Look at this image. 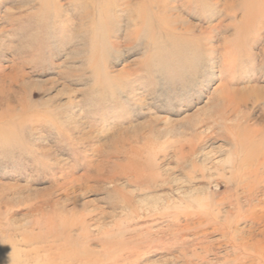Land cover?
Returning <instances> with one entry per match:
<instances>
[{
    "label": "rangeland",
    "instance_id": "rangeland-1",
    "mask_svg": "<svg viewBox=\"0 0 264 264\" xmlns=\"http://www.w3.org/2000/svg\"><path fill=\"white\" fill-rule=\"evenodd\" d=\"M246 3L0 0V264H264Z\"/></svg>",
    "mask_w": 264,
    "mask_h": 264
},
{
    "label": "bare ground",
    "instance_id": "bare-ground-1",
    "mask_svg": "<svg viewBox=\"0 0 264 264\" xmlns=\"http://www.w3.org/2000/svg\"><path fill=\"white\" fill-rule=\"evenodd\" d=\"M249 2H252L253 3V5H254V7H255V9H256V11H257V13H264V0H249ZM244 3H245V0H244ZM247 4V3H246ZM250 4V3H249ZM249 4H247V5H249ZM251 5V4H250ZM249 5V6H250ZM251 7H253L252 5H251ZM253 7V8H254ZM252 10V9H251ZM254 10V9H253ZM253 12V11H252ZM254 12H255V10H254ZM245 14V13H244ZM167 18H169L168 16H167ZM173 18V17H172ZM174 21L176 20V19H173ZM177 23V22H176ZM253 90H256L255 88H252V91ZM244 100V99H243ZM262 164V162H259V165H261ZM246 166V165H245ZM254 168V167H253ZM256 169V168H255ZM252 235V234H251ZM250 236V235H249ZM260 258V257H259Z\"/></svg>",
    "mask_w": 264,
    "mask_h": 264
}]
</instances>
